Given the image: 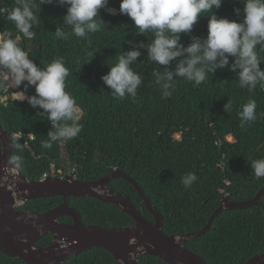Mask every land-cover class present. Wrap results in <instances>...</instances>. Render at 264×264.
Instances as JSON below:
<instances>
[{"label":"trees","instance_id":"obj_1","mask_svg":"<svg viewBox=\"0 0 264 264\" xmlns=\"http://www.w3.org/2000/svg\"><path fill=\"white\" fill-rule=\"evenodd\" d=\"M120 0H109L107 9H100L105 22L101 31L90 33L87 40L71 34L63 24L66 6L53 4L36 6L39 24L34 25L36 38L23 40L21 47L28 50L38 66L63 57L69 75L65 90L70 92L83 108L79 135L63 144L42 147L48 140L50 122L37 114L42 109L32 108L27 101L0 100V125L12 136V157L21 156L23 164L18 171L28 179L38 180L50 166L62 167L58 162L67 154L72 166H77V178L93 181L118 168L133 178L145 196L163 216L166 235L181 236L203 229L219 207L224 196L233 201L253 199L264 186V178L257 179L250 168L251 159L264 158V86L257 85L253 92L240 88L237 72L217 68L199 86L174 76L176 80L170 98L162 92L152 75L164 66L151 62L141 43L151 42V36L140 34L134 22L119 13ZM15 0H0V7L9 9ZM244 5L240 0H223L219 9H213L218 18L239 22ZM241 9V15L234 9ZM109 9L117 14L110 15ZM207 15L199 16L189 33L180 34V43L187 46L192 37L205 38ZM57 27L69 32L67 40L55 37ZM0 31L19 33L12 22L0 17ZM134 47L141 52L132 69L143 76L141 87L133 99L116 100L101 81L109 67L122 51ZM259 50V46H258ZM259 55L264 58V51ZM233 58H229V64ZM175 64H170L171 71ZM260 67L264 68V59ZM23 87V86H22ZM16 90H22L16 89ZM11 89L0 88V97L11 96ZM28 87L26 95H34ZM249 99L257 104V119L246 130L240 128L237 113L240 105ZM230 103L231 111L224 110ZM33 134L35 138L30 139ZM178 136V138H176ZM228 137L232 140L229 141ZM12 162V159H11ZM63 169V168H62ZM65 169V168H64ZM195 173L197 180L190 188L181 182L182 176ZM113 190L128 195L141 215L153 221L134 188L118 179L110 182ZM86 224L106 228H120L133 224L132 219L112 204H102L93 198H69ZM60 203V199L33 202L36 212L45 211ZM52 235L46 236L41 247L50 244ZM186 249L200 256L207 264H245L247 260L264 252V196L260 206L246 210L222 211L213 220L207 234L185 243ZM0 264H25L21 260L0 257ZM62 264H116L103 249L92 248ZM139 264H165L152 256H141Z\"/></svg>","mask_w":264,"mask_h":264},{"label":"clouds","instance_id":"obj_2","mask_svg":"<svg viewBox=\"0 0 264 264\" xmlns=\"http://www.w3.org/2000/svg\"><path fill=\"white\" fill-rule=\"evenodd\" d=\"M240 2L244 5L243 16L236 22L218 18L213 13V9L221 7L223 0H120L119 13L126 14L134 22L138 33L151 36L150 43H141L137 47L146 48L150 61L164 66L162 72L154 70L152 73L162 98H170L176 81L174 76L199 86L217 68L227 67L237 72L240 88H247L249 92H253L258 84L264 86V68L260 67L264 58L259 55L264 51V0ZM55 3L66 6L62 19L71 34L91 44L89 34L102 30L105 22L100 18L99 10L107 9L109 0H55ZM44 4H53V0H39V6ZM35 6L36 0H15L10 9L0 7V17L12 22L19 33L13 37L9 31H0V88L12 90V101H27L32 108L43 110L37 114L50 122L51 130L42 147L50 149L54 143L63 144L79 135L84 110L65 90L69 69L63 57L38 66L30 59L31 53L21 47L22 39L32 41L36 38L33 28L40 21L33 11ZM233 11L235 15H241V9ZM205 14L208 17L206 37H192L190 44L182 45L180 34L189 33L198 17ZM55 37L67 40L69 32L65 27H57ZM140 56L136 47L120 52L107 74L101 76L114 99L122 101L136 97L143 76L131 65ZM230 57L233 58L231 64ZM173 63L175 67L170 71L168 66ZM28 87L34 88V95H26ZM231 108L230 103L224 105L227 112ZM256 108L254 99L240 105L237 115L242 130L256 121ZM31 136L35 138L33 134ZM12 163L20 168L23 158L14 156ZM249 163L253 175L257 179L264 178V158L251 159ZM196 180L197 176L191 172L181 178L185 188H190Z\"/></svg>","mask_w":264,"mask_h":264},{"label":"water","instance_id":"obj_3","mask_svg":"<svg viewBox=\"0 0 264 264\" xmlns=\"http://www.w3.org/2000/svg\"><path fill=\"white\" fill-rule=\"evenodd\" d=\"M108 13L115 15L117 11L109 9ZM0 100L3 103L8 101L4 96ZM0 144V171L11 169V154L15 148L13 138L1 125ZM18 177L19 187L27 200L51 197L62 199L59 206L44 213L19 212L2 207L0 254L21 260L25 264H62L66 259L92 248L108 252L116 264H139V258L144 255L155 257L165 264H207L200 256L186 249L185 243L205 236L214 218L222 211L258 207L264 196V186L248 201L236 202L224 196L203 229L174 236L162 232L163 216L136 181L118 168L93 181L78 180L73 174L56 178L48 176L35 182L27 181L23 176ZM118 179L131 184L153 221L141 215L128 195L108 187L111 181ZM68 198H93L102 204H112L128 215L133 224L120 228L86 224L81 220L79 212L68 205ZM4 201L10 202L8 198L3 199ZM60 217L69 218L71 223H60ZM48 234L53 236L52 243L44 248L37 247L36 242ZM245 264H264V254L255 255Z\"/></svg>","mask_w":264,"mask_h":264},{"label":"flooded vegetation","instance_id":"obj_4","mask_svg":"<svg viewBox=\"0 0 264 264\" xmlns=\"http://www.w3.org/2000/svg\"><path fill=\"white\" fill-rule=\"evenodd\" d=\"M31 137L32 136L30 134L29 138L33 139V137L32 138ZM0 147H1V144H0ZM11 159H12V154H11ZM62 159L64 160V163H63V161H61V162H58V164L63 169L62 168L61 169H57L55 161L54 160L52 162L50 161V166H49L48 171H46V173H44L38 180H32V179L26 178L24 175H22L18 171V169L14 166V164L12 162L10 163L11 169L4 170V171L1 170L0 171V204H1L0 205V216L3 213L2 207L4 209L7 208V207L8 208H12L13 210H16V211H19V212L44 213V212H48V211L56 208L57 206H59L62 203V199L59 198V197L40 198V199H35V200H27V199H25L24 196H23L24 192L21 191V189L19 187V182H18V178L19 177L18 176H23L27 181H33V182L44 180L48 176L56 178V177H65L67 175H72V174L74 175V178L78 179L77 178V166H72L71 159L68 157L67 154L65 155V157L62 156ZM67 168L71 169L70 172L66 171ZM114 169H116V168L115 167L112 168V171ZM108 187H109V184H108ZM6 198H8V200H10L9 203H7V201L3 202V199H6ZM56 198L60 199V203L58 205L54 206V207L46 208L45 211L36 212L35 211L36 208H37L36 205H33L32 207H30V204H32L33 202H39L40 200H52V199H56ZM68 199H67V202H68V205H69ZM58 221L60 223H66V224H70L71 223V220L69 218H66V217H60L58 219ZM48 235H46V236H48ZM46 236H43L42 238H40L36 242V246L37 247H41L40 244L42 243V240ZM52 241H53V236H52V240H51L50 244L52 243ZM49 245H47V246H49ZM47 246H45V247H47ZM41 248H44V247H41ZM261 254H264V252L261 253ZM2 256H5V255L0 254V257H2ZM5 257H7V256H5ZM15 260H17V259H15Z\"/></svg>","mask_w":264,"mask_h":264},{"label":"rangeland","instance_id":"obj_5","mask_svg":"<svg viewBox=\"0 0 264 264\" xmlns=\"http://www.w3.org/2000/svg\"><path fill=\"white\" fill-rule=\"evenodd\" d=\"M3 96L6 97L7 99H8V97H10V96L7 97V96H5V95H3ZM2 103H3V102H2ZM4 103H5V102H4ZM176 138H178V136H177ZM228 140L231 141L232 139H231L230 137H228ZM70 170H71V169H69V168L66 169V171H68V172H70Z\"/></svg>","mask_w":264,"mask_h":264}]
</instances>
